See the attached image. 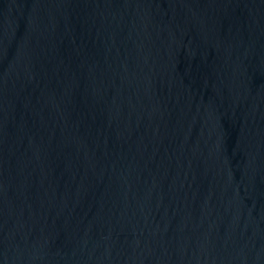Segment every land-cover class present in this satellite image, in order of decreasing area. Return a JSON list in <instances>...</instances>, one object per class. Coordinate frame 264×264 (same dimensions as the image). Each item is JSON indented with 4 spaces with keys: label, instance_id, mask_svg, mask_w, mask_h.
<instances>
[{
    "label": "water",
    "instance_id": "water-1",
    "mask_svg": "<svg viewBox=\"0 0 264 264\" xmlns=\"http://www.w3.org/2000/svg\"><path fill=\"white\" fill-rule=\"evenodd\" d=\"M0 264H264V0H0Z\"/></svg>",
    "mask_w": 264,
    "mask_h": 264
}]
</instances>
